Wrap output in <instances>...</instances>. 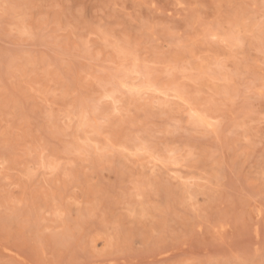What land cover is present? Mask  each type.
Wrapping results in <instances>:
<instances>
[{
  "label": "rangeland",
  "instance_id": "1",
  "mask_svg": "<svg viewBox=\"0 0 264 264\" xmlns=\"http://www.w3.org/2000/svg\"><path fill=\"white\" fill-rule=\"evenodd\" d=\"M0 264H264V0H0Z\"/></svg>",
  "mask_w": 264,
  "mask_h": 264
}]
</instances>
